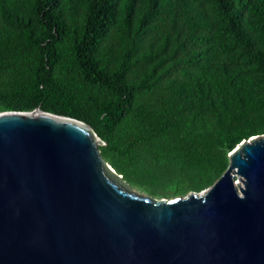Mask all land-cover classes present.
Segmentation results:
<instances>
[{"label": "trees", "instance_id": "1", "mask_svg": "<svg viewBox=\"0 0 264 264\" xmlns=\"http://www.w3.org/2000/svg\"><path fill=\"white\" fill-rule=\"evenodd\" d=\"M144 1L0 0V103L86 123L105 144L101 155L124 175L139 177L131 172L144 167L143 153L152 149L159 164L187 174L199 191L226 167V157L212 160L215 147L227 156L242 140L264 134V0ZM157 6L165 18H186L193 50L175 59L179 77L164 84V102L145 109L138 107L145 81L129 83L126 75ZM74 8L79 31L65 22ZM118 21L121 57L106 71L93 55Z\"/></svg>", "mask_w": 264, "mask_h": 264}, {"label": "water", "instance_id": "2", "mask_svg": "<svg viewBox=\"0 0 264 264\" xmlns=\"http://www.w3.org/2000/svg\"><path fill=\"white\" fill-rule=\"evenodd\" d=\"M86 123L0 113V264H264V134L206 191L132 190Z\"/></svg>", "mask_w": 264, "mask_h": 264}, {"label": "rangeland", "instance_id": "3", "mask_svg": "<svg viewBox=\"0 0 264 264\" xmlns=\"http://www.w3.org/2000/svg\"><path fill=\"white\" fill-rule=\"evenodd\" d=\"M136 1L139 4L146 3L144 0ZM239 18L242 22H246L248 19L247 13L245 11H240ZM191 19V25L197 22L194 13L191 15ZM65 22L67 25L75 26L79 31L82 25L81 14L74 8L70 15L65 16ZM149 22L150 27L139 37L136 43L131 58V68L126 75V80L129 83H137L142 80L145 81V87L138 92V107L145 109L154 108L164 102L168 96L164 89V84L170 78L179 77V67L175 59L193 50V47L186 38L188 28L187 20L184 16L174 13L170 17L165 18L162 9L157 6ZM0 25H2L1 19ZM200 31H202V28L198 27L195 33L197 34ZM122 41L123 25L118 21L110 33L96 47L93 56L98 67L106 71H112L116 68L121 57L120 49ZM156 63H158V66L154 72H151L152 66ZM247 69L251 72L253 78L257 80V84L259 85L260 81H258L257 74L254 72L253 67L249 65ZM145 71H147V73H145ZM6 111L11 110L5 109L0 103V113ZM226 151L227 150L223 147H215L213 150L212 160L227 158L226 167L220 176L224 173L229 163L228 157L224 154ZM143 154L144 158H142L141 164H143L144 167H138L131 172L139 175V177L121 174L111 165V162L107 158L102 157L122 176L123 180L132 190L159 200L176 197L184 198L192 193L201 194L220 177H217L209 186L199 191H194L192 190L187 174L184 173L181 177L178 171L164 168L159 164L152 149L145 150Z\"/></svg>", "mask_w": 264, "mask_h": 264}]
</instances>
